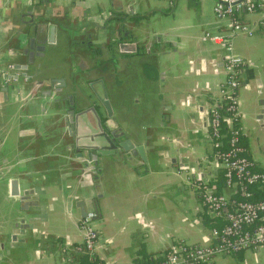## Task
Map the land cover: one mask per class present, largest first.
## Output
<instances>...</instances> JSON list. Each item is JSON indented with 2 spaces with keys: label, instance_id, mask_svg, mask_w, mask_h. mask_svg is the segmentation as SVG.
Returning <instances> with one entry per match:
<instances>
[{
  "label": "crops",
  "instance_id": "0c3cea01",
  "mask_svg": "<svg viewBox=\"0 0 264 264\" xmlns=\"http://www.w3.org/2000/svg\"><path fill=\"white\" fill-rule=\"evenodd\" d=\"M212 9V0H0V264H78L79 223L91 211L101 264H137L172 243H208L209 222H222L206 214L186 177L199 169L225 192L219 171L203 164L205 112L224 80L223 50L204 34L227 35L230 24ZM242 21L251 33L232 39L242 60L236 106L245 153L264 174V2ZM37 24L54 27L55 47L65 28L77 43H60L45 61L48 73L21 55ZM110 40L124 47L113 45L117 56L104 74L89 53H75L82 41L108 57ZM65 64L97 92L104 88L112 122L101 108L99 117L142 145L144 162L105 159L98 168L79 156L76 140L97 130L90 117L70 124ZM213 264H264V247L219 254Z\"/></svg>",
  "mask_w": 264,
  "mask_h": 264
},
{
  "label": "built area",
  "instance_id": "2783aa9c",
  "mask_svg": "<svg viewBox=\"0 0 264 264\" xmlns=\"http://www.w3.org/2000/svg\"><path fill=\"white\" fill-rule=\"evenodd\" d=\"M212 1L213 15L218 19H228L230 24L227 35L204 34L207 42L223 50L224 80L219 87L218 99L205 112L206 140L210 154L203 164L213 173L221 172L225 192L216 193L213 177H205L199 169L197 172L189 171L186 182L198 195L206 214L220 220L222 224L207 231L208 243H172L168 249L144 264H213L216 255H230L264 247V198L251 201L249 191L252 187L264 189V174L254 171L252 162L239 156L242 150L237 144V137L241 134V117L236 106V89L242 60L232 44L234 36L250 35V28L242 21V17L259 9L264 0ZM261 25L264 26V22ZM222 125L227 127L231 136L230 148L226 152L217 150L224 136ZM95 216L94 212H87L79 223L83 233L81 252L91 258H95L93 251L98 240L91 226ZM95 264L101 263L97 261Z\"/></svg>",
  "mask_w": 264,
  "mask_h": 264
},
{
  "label": "water",
  "instance_id": "95a60500",
  "mask_svg": "<svg viewBox=\"0 0 264 264\" xmlns=\"http://www.w3.org/2000/svg\"><path fill=\"white\" fill-rule=\"evenodd\" d=\"M124 29V27H121L117 34L120 35ZM70 30V28L62 29V32L58 35L60 37H58L59 46L55 47L52 43L54 41V27H49L44 24L34 25L33 28L27 31L26 44L21 51V55L26 59V64L33 66V69L35 68L40 72L43 71L44 73H48V71H51L52 69L47 67L45 61L49 55L55 53L59 48L62 49L61 42L64 46L67 44L71 47L77 46V43L70 41L72 33L74 32L73 30ZM79 31L80 30H77L75 33L77 39H79V36H77V34H80ZM44 32L45 35H43ZM113 34L114 33L111 32L110 36H113ZM114 44H119L117 45V49L124 47L123 43L120 41L110 40L106 45V48L110 53V56L108 57L103 56L104 52L102 49L93 50L94 48L91 43L85 45L82 41H80V47L76 49L75 53L78 54V56L82 53H89L88 57L89 59L91 57L93 58L92 62L94 66L104 74L108 70V59L113 63L114 56H117L116 51L113 49ZM90 50L93 52H90ZM60 69H64L67 72V81L72 92L71 95L66 97V100L69 103L67 113L72 128H75L82 120H88L89 117L96 126L97 131L94 134L86 139L79 137L74 146L76 150L80 151L79 156L84 158L85 163H91L93 167L99 166L98 168H100V165L105 162V159L118 161L119 159L124 160L130 157H139L140 160L144 162L143 146L137 145L134 140L124 136L120 131L111 130L109 124L104 123L99 117L98 110L101 108L105 113V118L112 122V110L104 88L102 87L101 93L97 92L93 84H87V77L82 78L80 75L75 74L69 64L63 65ZM61 84L64 86L63 82ZM89 125L91 126L90 122ZM98 168L97 172L99 173ZM12 186L14 187V184H12ZM29 194L30 191L24 193V198H21L20 201L22 203L27 201L26 198ZM12 195H16V193H13Z\"/></svg>",
  "mask_w": 264,
  "mask_h": 264
},
{
  "label": "trees",
  "instance_id": "16d2710c",
  "mask_svg": "<svg viewBox=\"0 0 264 264\" xmlns=\"http://www.w3.org/2000/svg\"><path fill=\"white\" fill-rule=\"evenodd\" d=\"M222 133L224 134V136L220 139V147L217 149L219 152H226L229 148H230V144H229V139H230V135H229V131L227 130V127L225 125H222V129H221ZM237 144L238 146L241 148V152L239 153V156L244 157L245 159H247L248 161H251L250 158L247 157L246 153H245V149H244V145H243V138L240 135H238L237 137ZM252 168L254 171H256L254 168V164L252 163ZM218 181V185L222 186L223 184V179H222V174L219 171L218 175H217V180ZM250 200L251 201H256V200H260L264 198V189H257V188H250ZM210 227L212 228L214 226V224H212L211 222H209ZM218 226V225H217ZM214 226V227H217ZM221 226V224H220ZM219 227V226H218ZM152 259H147L145 262H138L137 264H144V263H148L150 262ZM98 260L96 258H91L89 256H87L86 254H84L83 256H81L78 264H95V262H97Z\"/></svg>",
  "mask_w": 264,
  "mask_h": 264
}]
</instances>
